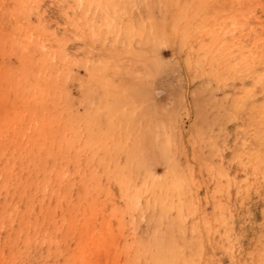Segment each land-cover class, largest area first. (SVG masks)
I'll use <instances>...</instances> for the list:
<instances>
[{"label":"rangeland","instance_id":"374dc122","mask_svg":"<svg viewBox=\"0 0 264 264\" xmlns=\"http://www.w3.org/2000/svg\"><path fill=\"white\" fill-rule=\"evenodd\" d=\"M32 1L0 0V264H264V0Z\"/></svg>","mask_w":264,"mask_h":264},{"label":"bare ground","instance_id":"6f19581e","mask_svg":"<svg viewBox=\"0 0 264 264\" xmlns=\"http://www.w3.org/2000/svg\"><path fill=\"white\" fill-rule=\"evenodd\" d=\"M20 1H21V0H20ZM24 1H25V0H24ZM31 1H32V0H31ZM68 1H69V0H68ZM32 2H34V0H33ZM32 2H31V5L29 4L31 7L33 6V5H32V4H33ZM36 2H37V1H36ZM64 2H65V1H64ZM21 3H22V2H20V4H21ZM67 3H69V2H67ZM73 3L75 4V2H73ZM76 3H77V1H76ZM78 3H79V1H78ZM78 3H77V6H78ZM23 4H24V3H23ZM40 4H41V3H40ZM60 4H61V3H60ZM71 4H72V2H71ZM18 5H19V4H18ZM37 5H38V4H37ZM61 5H62V4H61ZM63 5H64V4H63ZM108 5H109V4H108ZM25 6H26V5H25ZM67 6H68V5H67ZM70 6H71V5H70ZM28 7H29V6H28ZM72 7H73L72 9H74V6H72ZM62 8H63V7H62ZM68 8H69V7H68ZM29 9H30V7H29ZM33 9H35V8H33ZM80 9H81V8H80ZM80 9H79V10H80ZM36 10H39V9H36ZM63 10H64V9H63ZM26 11H27V10H26ZM26 11H25V12H26ZM64 11H65V10H64ZM66 11H67V10H66ZM66 11H65V12H66ZM61 12H62V11H61ZM28 13H29V12H28ZM69 13H70V12H69ZM110 13H111V12H110ZM20 14H21V13H20ZM26 14H27V13H26ZM70 14H71V13H70ZM70 14H69V15H70ZM67 15H68V13H67ZM69 15H68V16H69ZM26 16H27V15H26ZM70 19H72V18H70ZM17 21H18V20H17ZM17 21H16V23H17ZM70 21H71V20H70ZM21 23H22V22H21ZM70 24H71V23H70ZM44 25H46V24L44 23ZM46 26H47V25H46ZM44 27H45V26H44ZM48 27H49V26H48ZM48 27H47V28H48ZM69 27H70V26H69ZM69 27H68V28H69ZM25 28H27V27H25ZM44 29L46 30V28H44ZM30 30H31V29H30ZM30 30H29V32H30ZM48 30H49V29H48ZM56 30H57V29H56ZM56 30H54V33H57ZM51 31H52V30H51ZM29 32H28V33H29ZM31 32H32V31H31ZM40 32H41V31H40ZM40 32H39V33H40ZM44 32H45V31H44ZM48 32H49V31H48ZM37 33H38V32H37ZM42 33H43V32H42ZM54 33H53V34H54ZM45 34H46V33H45ZM134 34H135V33H134ZM12 35H13V34H12ZM31 35H32V34H31ZM65 35H66V34H65ZM71 35H72V34H71ZM56 36H57V35H56ZM58 36L60 37V35H58ZM66 36H67V35H66ZM78 36H79V35H78ZM37 37H38V36H37ZM52 37H53V36H52ZM61 37H62V36H61ZM61 37H60V38H61ZM34 38H35V37H34ZM48 38H49V37H48ZM48 38H47V40H49ZM69 38H70V37H69ZM15 39H16V38H15ZM24 39H25V38H24ZM40 39H41V38H40ZM67 39H68V38H67ZM44 40H45V39H44ZM54 41H55V40H54ZM57 41H58V40H57ZM57 41H56V42H57ZM59 41H60V40H59ZM37 42H38V41H37ZM43 42H44V41H43ZM50 42H51V41H50ZM65 42H67V40H66ZM65 42H63V45H64ZM41 43H42V41H41ZM26 44H27V43H26ZM28 44H29V42H28ZM35 44H36V43H35ZM39 45L41 46V44H39ZM37 46H38V45H37ZM48 46H49V45H48ZM54 46H55V44H54ZM59 46H60V45H58V47H59ZM61 46H62V45H61ZM24 47H25V46H24ZM65 47H66V46H65ZM40 48H41V47H40ZM54 48H55V47H54ZM60 48H61V47H60ZM24 49H25V48H24ZM29 49H30V48H29ZM50 49H51V48H50ZM61 49H62V48H61ZM22 50H23V49H22ZM59 50H60V49H59ZM62 50H63V49H62ZM65 50H66V48H65ZM24 51H25V50H24ZM53 51H54V50H53ZM31 52H32V51H31ZM59 52H60V51H59ZM26 53H27V52H26ZM51 53H52V52H51ZM51 53H50V54H51ZM65 53H66V51H65ZM28 54H29V53H28ZM28 54H27V55H28ZM31 54H32V53H31ZM31 54H30V56H31ZM58 54H59V53H58ZM62 54H63V52H62ZM28 56H29V55H28ZM28 56H27V57H28ZM60 56H62V55H60ZM27 57H25V54H24V58H27ZM45 58H46V57H45ZM45 58H44V60H45ZM48 58H51V57H48ZM64 58H65V56H63L62 59H64ZM30 60H31V59H30ZM59 60H61V58H60ZM65 60H66V59H65ZM32 61H33V60H32ZM32 61H31V62H32ZM46 61H48V60H46ZM67 61H69V60L67 59ZM44 62H45V61H44ZM50 62H51V61H50ZM56 62H57V61H56ZM69 62H70V61H69ZM38 63H39V62H38ZM40 63H41V62H40ZM46 64H47V63H46ZM53 64H54V63H53ZM47 65H48V64H47ZM66 65H67V64H66ZM69 65H70V64H69ZM69 65H68V66H69ZM29 66H30V65H29ZM66 68H67V67H66ZM69 68H70V67H69ZM29 70H30V69H29ZM64 70H65V69H64ZM13 71H14V70H13ZM16 71H17V70H16ZM42 71H43V70H42ZM57 71H59V69H58ZM25 72H26V71H25ZM25 72H24V73H25ZM38 72H39V71H38ZM12 73H13V72H12ZM14 74H15V73H14ZM27 74H28V73H27ZM56 74H57V73H56ZM11 75H12V74H11ZM14 76H16V74H15ZM23 76H25V74H24ZM46 76H47V75H46ZM55 77H56V76H55ZM17 78H18V77H17ZM21 78H23V77H21ZM8 79H9V77H8ZM37 79H38V77H37ZM5 80H6V79H5ZM15 81H16V80H15ZM24 81H25V79H24ZM37 82H39V81H37ZM7 84L9 85V83H7ZM8 85H6V86H8ZM22 85H23V84H22ZM31 85H33V84H31ZM36 85H37V84H36ZM14 86H16V85H14ZM59 86H60V85H58V87H59ZM61 86H62V85H61ZM8 87H9V86H8ZM17 87H18V86H17ZM19 87H20V86H19ZM21 87H22V86H21ZM27 87H29V86H27ZM27 87H26V88H27ZM33 87H34V86H33ZM41 87H42V86H41ZM0 89H1V88H0ZM42 89H43V88H42ZM6 90H7V89H6ZM53 90H54V89H53ZM27 91H28V90H27ZM14 92H15V91H14ZM8 94H9V92H8ZM14 95H15V93H14ZM58 95H59V94H58ZM32 96H33V95H32ZM30 97H31V96H30ZM25 98H26V97H25ZM68 98H69V97H68ZM38 99H39V98H38ZM6 100H7V99H5L4 101H6ZM58 100H59V99H58ZM34 102H35V100H34ZM16 103H17V102H16ZM22 103H24V102H22ZM46 103H47V99H46ZM57 103H58V102H57ZM24 104H25V103H24ZM24 104H23V105H24ZM42 105H43V104H42ZM24 108H26V107H24ZM7 111H8V110H7ZM43 111H44V110H43ZM21 112H22V111H21ZM33 113H34V112H32V114H33ZM51 113H52V112H51ZM20 115H21V114H20ZM20 115H19V116H20ZM43 115H44V114H43ZM51 116H52V115H51ZM15 118H16V117H15ZM72 119H73V118H72ZM47 123H48V122H47ZM35 124H36V123H35ZM66 125H67V124H66ZM64 127H65V126H64ZM53 128H55V127H53ZM16 129H17V128H16ZM65 130H66V129H65ZM30 132H31V131H30ZM52 134H53V133H52ZM63 135H64V134H63ZM63 135H62V136H63ZM52 136H53V135H52ZM66 136H67V135H66ZM152 136H153V135H152ZM155 136H156V135H155ZM27 137H28V136H27ZM146 137H147V136H146ZM53 138H54V136H53ZM69 138H70V137H69ZM156 138H157V137H156ZM31 139H33V138H31ZM164 139H165V138H164ZM44 140H45V139H44ZM32 141H33V140H32ZM149 142H150V141H149ZM163 142H164V140H163ZM165 142H166V141H165ZM154 143H155V142H154ZM73 144H74V143H73ZM76 144H77V143H76ZM42 145H44V144H41V146H42ZM39 146H40V145H38V148H39ZM103 146H104V145H103ZM163 146H164V145H163ZM165 146H166V145H165ZM106 147H107V146H106ZM40 148H41V147H40ZM143 148H144V147H142V149H143ZM154 148H155V146H154ZM104 149H105V148H104ZM104 149H103V150H104ZM106 149H107V148H106ZM139 149H141V148L139 147ZM20 150H21V149H20ZM55 150H56V149H55ZM107 150H108V149H107ZM155 150H156V149H155ZM58 151H59V150H58ZM34 152H35V151H34ZM56 152H57V151H56ZM105 152H106V151H105ZM105 152H104V153H105ZM136 152H137V151H136ZM139 152H140V151H139ZM38 153H39V152H38ZM137 153H138V152H137ZM36 154H37V152H36ZM63 154H64V153H63ZM139 154H140V153H139ZM165 154H166V153H165ZM24 155H25V154H24ZM33 155H34V153H33ZM38 156H39V155H38ZM51 156H52V155H51ZM54 156H55V155H54ZM115 156H116V155H115ZM118 156H119V155H118ZM118 156H117V157H118ZM120 156H121V155H120ZM146 156H147V155H146ZM44 157H45V155H44ZM168 157H169V156H168ZM42 158H43V157H42ZM49 158H50V157H49ZM118 158H119V157H118ZM131 158H132V157H131ZM31 159H32V158H31ZM47 159H48V158H47ZM50 159H51V158H50ZM61 159H62V158H61ZM108 159H110V158H108ZM111 159H113V158H111ZM132 159H133V158H132ZM135 159H136V158H135ZM135 159H133L134 162H135ZM51 160H52V159H51ZM101 160H102V159H101ZM117 160H118V159H117ZM58 161H59V160H58ZM106 161H108V160H106ZM35 162H37V161H35ZM111 162H112V161H111ZM113 162H114V161H113ZM115 162H117V161H115ZM138 162H139V161H138ZM148 162H149V161H148ZM43 163H44V162H43ZM48 163H49V162H48ZM141 163H142V161H141ZM123 164H124V163H123ZM130 164H131V163H130ZM136 164H137V163H136ZM147 164H148V163H147ZM63 165H64V164H63ZM117 165H118V164H117ZM134 165H135V164H134ZM65 166H66V163H65ZM105 166H106V165H105ZM105 166H103V167H105ZM113 166H114V165H113ZM120 166H121V165H120ZM123 166H124V165H123ZM137 166H138V165H137ZM36 167H37V166H36ZM40 167H41V166H40ZM42 167H43V166H42ZM42 167H41V168H42ZM107 167H108V166H107ZM107 167H106V168H107ZM126 167H127V165H126ZM139 167H140V166H139ZM148 167H149V166H148ZM130 168H131V167H130ZM130 168H129V169H130ZM132 168H133V167H132ZM137 168H138V167H137ZM46 169H47V168H46ZM46 169H45V170H46ZM50 169H51V167H50ZM110 169H112V168H110ZM114 169H115V168H114ZM120 169H121V168H120ZM126 169H128V168H126ZM129 169H128V170H129ZM38 170H39V169H38ZM40 170H41V169H40ZM40 170H39V171H40ZM130 170H131V169H130ZM139 170H140V169H139ZM29 171H30V170H29ZM31 171H32V170H31ZM35 171H36V170H35ZM43 171H44V170H43ZM60 171H61V170H60ZM64 171H65V170H64ZM114 171H115V170H114ZM124 171H125V170H124ZM36 172H37V171H36ZM116 172H117V171H116ZM137 172H139V171L137 170ZM106 173H107V172H106ZM110 173H111V172H110ZM110 173H109V174H110ZM119 173H120V171H119ZM30 174H31V173H30ZM109 174H108V175H109ZM116 174H117V173H116ZM67 175H68V174H67ZM69 175H70V174H69ZM119 175H120V174H119ZM34 176H35V175H34ZM56 176H57V175H56ZM70 176H71V175H70ZM88 176H89V175H88ZM102 176H103V175H102ZM129 176H130V175H129ZM32 177H33V176H32ZM43 177H44V176H43ZM58 177H59V176H58ZM66 177H67V176H66ZM91 177H92V176H91ZM108 177H109V176H108ZM110 177H111V176H110ZM126 177H127V175H126ZM146 177H147V176H146ZM26 178H27V177H26ZM34 178H35V177H34ZM37 178H38V177H37ZM37 178H36V179H37ZM113 178H114V177H113ZM127 178H129V177H127ZM134 178H135V177H134ZM158 178H159V177H158ZM64 179H65V178H64ZM71 179H72V177H71ZM80 179H81V178H80ZM82 179H83V178H82ZM119 179H120V178H119ZM138 179H139V178H138ZM152 179H153V178H152ZM111 180H112V179H111ZM125 180H126V179H125ZM127 180H130V179H127ZM127 180H126V181H127ZM31 181H32V180H31ZM55 181H56V180H55ZM58 181H59V180H57V182H58ZM64 181H65V180H64ZM86 181H87V180H86ZM89 181H90V180H89ZM98 181H99V180H98ZM101 181H102V180H101ZM108 181H109V180H108ZM126 181H125V182H126ZM28 182H29V181H28ZM32 182H33V181H32ZM39 182H40V181H39ZM61 182H62V181H61ZM69 182H70V181H69ZM116 182H117V181H116ZM121 182H122V181H121ZM138 182H139V181H138ZM54 183H56V182H54ZM62 183H63V182H62ZM66 183H67V182H66ZM79 183H80V182H79ZM83 183H84V182H83ZM117 183H118V182H117ZM128 183H129V182H128ZM149 183H150V182H149ZM154 183H155V182H154ZM28 184H29V183H28ZM31 184H32V183H31ZM46 184H47V183H46ZM88 184H89V183H88ZM129 184H130V183H129ZM129 184H128V187H129V189H130L132 183H131L130 186H129ZM134 184H135V183H134ZM140 184H141V183H140ZM151 184H152V183H151ZM151 184H150V185H151ZM158 184H160V183H158ZM119 185H120V183H119ZM145 185H146V183H145ZM49 186H50V185H49ZM51 186H52V185H51ZM54 186H55V185H54ZM54 186H53V187H54ZM56 186H57V185H56ZM135 186H136V185H135ZM154 186H155V185H154ZM47 187H48V186H47ZM73 187H74V186H73ZM142 187H144V186H142ZM49 188H50V187H49ZM120 188H121V187H120ZM139 188H140V187H139ZM152 188H153V187H152ZM157 188H159V187H157ZM66 189H67V188H66ZM85 189H86V188H85ZM147 189L150 190V188H147ZM154 189H155V188H154ZM140 190H141V189H140ZM128 191H129V190H128ZM132 191H133V190H132ZM137 191H138V189H137ZM85 192H86V191H85ZM123 192H124V191H123ZM123 192H122V193H123ZM133 192H134V191H133ZM133 192H132V194H133ZM68 193H70V192H68ZM87 193H88V192H87ZM134 193H135V192H134ZM153 193H154V192H153ZM127 194L129 195L128 192H127ZM143 194H144V193H143ZM147 194H148V193H147ZM40 195H41V194H40ZM130 195H131V194H130ZM131 196H132V195H131ZM133 196H134V194H133ZM23 197H26V196H23ZM41 197H42V196H41ZM128 197H129V196H128ZM137 198H139V195L136 196V198H134V199H136V201H137V202L135 201L136 204H138V199H137ZM36 199H37V198H36ZM145 199H146V198H145ZM153 199H154V198H153ZM159 199H160V198H159ZM27 200H28V199H27ZM37 200H38V199H37ZM83 200H85V199H83ZM163 200H165V199H163ZM19 201H20V200H19ZM31 201H32V200H31ZM125 201H126V200H125ZM130 201H132V200H130ZM130 201H129V203H130ZM143 201H145V200H143ZM166 201H167V200H166ZM32 202H33V201H32ZM133 202H134V201H133ZM158 202H160V201H158ZM28 203H30V202H28ZM127 203H128V201H127ZM129 203H128V205H129ZM163 203H164V202H163ZM39 204H40V203H39ZM89 204H91V203H89ZM158 204H159V203H158ZM40 205H41V204H40ZM114 205H115V204H114ZM163 205H164V204H163ZM165 205H166V204H165ZM117 206H118V205H117ZM119 206H120V205H119ZM121 206H122V205H121ZM138 206H139V205H138ZM149 206H150V205H149ZM159 206H160V205H159ZM133 207H136V208H137V206H135V205H134ZM164 207H165V206H164ZM181 207H182V206H181ZM143 208H144V207H143ZM167 208H169V207H167ZM114 209H115V208H114ZM127 209H128V208H127ZM127 209H126V211H127ZM130 209H131V208H130ZM152 209H154L153 205H152ZM91 210H92V209H91ZM122 210H123V209H122ZM146 210H147V209H146ZM170 210H171V209H170ZM115 211H116V210H115ZM143 211H144V210H143ZM151 212H152V211H151ZM118 213H119V212H118ZM126 213H127V212H126ZM130 213H131V212H130ZM133 213H134V211H133ZM140 213H141V212H140ZM166 213H167V212H166ZM162 214H163V212H162ZM169 215H170V214H169ZM132 216H133V214H132ZM165 216H166V215H165ZM112 217H113V216H112ZM160 217H161V216H160ZM163 217H164V216H163ZM165 218H166V217H165ZM175 218H176V217H175ZM70 219H71V218H70ZM140 219H141V218H140ZM163 219H164V218H163ZM180 219H181V218H180ZM115 220H116V219H115ZM118 220H119V219H118ZM132 220H133V219H132ZM134 220H135V219H134ZM152 220H153V219H152ZM157 220H158V219H157ZM76 221H77V220H76ZM81 222H82V221H81ZM130 222H131V221H130ZM118 223H119V221H118ZM122 223H123V221H122ZM159 223H160V222H159ZM159 223H158V224H159ZM163 223H164V222H163ZM169 223H171V222H169ZM167 224H168V223H167ZM130 226H131V225H130ZM157 226H158V225H157ZM167 226H168V225H167ZM170 226H171V224H170ZM158 227H159V226H158ZM110 228H111V227H110ZM154 228H155V227H154ZM159 228H160V227H159ZM134 229H135V228H134ZM161 229H162V228H161ZM130 231H131V230H130ZM135 231H136V230H135ZM164 232H165V231H164ZM140 233H141V232H140ZM159 233H160V232H158V234H159ZM161 233H162V231H161ZM182 234H184V233H182ZM161 235H162V234H161ZM164 236H165V233H164ZM81 237H83V236H81ZM145 237H146V236H145ZM160 237H161V236H160ZM162 237H163V236H162ZM169 237H170V234H169ZM85 238H86V237H85ZM171 238H172V237H171ZM145 239H146V238H145ZM150 239H151V238H150ZM158 239H159V238H158ZM169 240H170V239H169ZM84 241H85V240H84ZM88 241H89V240H88ZM122 241H123V240H122ZM86 242H87V241H86ZM133 242H134V241H133ZM137 242H139V241H137ZM141 242H142V241H141ZM163 242H164V241H163ZM169 242H170V241H169ZM84 243H85V242H84ZM165 243H167V242H165ZM82 244H83V243H82ZM132 244H133V243H132ZM132 244H131V245H132ZM138 244H139V243H138ZM94 246H95V244H94ZM89 247H90V246H89ZM123 247H124V246H123ZM132 247H133V246H132ZM159 247H160V246H159ZM82 248H83V247H82ZM150 248H151V247H150ZM154 248H155V247H154ZM163 248H164V247H163ZM166 248H167V247H166ZM127 249H128V248H127ZM148 249H149V248H148ZM91 250H92V249H91ZM166 250H167V249H166ZM83 251H84V250H83ZM120 251H121V250H120ZM161 251H163V250H161ZM155 252H156V251H155ZM159 252H160V251H159ZM81 253H82V252H81ZM131 253H132V252H131ZM118 254H119V253H118ZM127 254H128V252H127ZM141 254H143V253H141ZM82 255H83V254H82ZM161 255H163V253H161ZM138 256H141V255H138ZM138 256H137V257H138ZM142 256H143V255H142ZM152 256H153V255H152ZM163 257H164V256H163ZM135 258H136V257H135ZM160 258H161V257H160ZM155 260H156V259H155ZM158 260H159V259H158ZM73 261H74V260H73ZM146 261H147V260H146ZM143 262H144V261H143ZM140 263H141V262H140ZM155 263H157V262L155 261ZM161 263H162V262H161ZM157 264H158V263H157ZM162 264H163V263H162Z\"/></svg>","mask_w":264,"mask_h":264}]
</instances>
